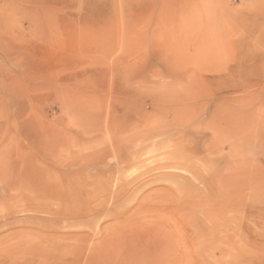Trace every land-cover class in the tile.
I'll return each instance as SVG.
<instances>
[{
    "label": "rangeland",
    "instance_id": "374dc122",
    "mask_svg": "<svg viewBox=\"0 0 264 264\" xmlns=\"http://www.w3.org/2000/svg\"><path fill=\"white\" fill-rule=\"evenodd\" d=\"M0 264H264V0H0Z\"/></svg>",
    "mask_w": 264,
    "mask_h": 264
},
{
    "label": "bare ground",
    "instance_id": "6f19581e",
    "mask_svg": "<svg viewBox=\"0 0 264 264\" xmlns=\"http://www.w3.org/2000/svg\"><path fill=\"white\" fill-rule=\"evenodd\" d=\"M119 243V242H118Z\"/></svg>",
    "mask_w": 264,
    "mask_h": 264
}]
</instances>
